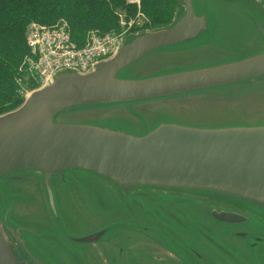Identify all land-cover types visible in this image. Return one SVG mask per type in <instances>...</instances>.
<instances>
[{
  "label": "water",
  "instance_id": "water-1",
  "mask_svg": "<svg viewBox=\"0 0 264 264\" xmlns=\"http://www.w3.org/2000/svg\"><path fill=\"white\" fill-rule=\"evenodd\" d=\"M210 1L178 0L184 14L174 26L132 35L110 59L89 72L63 71L32 92L21 107L1 115L0 179L20 171H40L48 179L52 174L78 169L96 174L125 192L154 190L212 198L264 220V124L187 126L172 122L180 117L179 112H173L175 116L154 114L148 125L152 131L138 136L126 119L93 122L89 117L95 113L86 112L96 106L130 104L129 112L140 118L132 104L147 102L136 105L143 110L155 102L166 107L171 98L254 79L261 80L258 90L263 89L264 25L260 20L264 15L246 0H213L218 2L216 7L220 3L216 12ZM226 8L251 24L260 48L248 57L220 55L203 61L210 40H226L233 34L231 30H215L216 19ZM175 53L186 57L170 56ZM154 55L180 63L193 62L194 58L198 63L174 64L173 73L137 76L140 62L145 65ZM209 96L212 100L227 98L222 93L205 98ZM61 116L71 120L59 122ZM146 123L140 122L144 128L138 126L137 130H144ZM216 218L228 223L241 219L235 214ZM3 226L0 218V264H17Z\"/></svg>",
  "mask_w": 264,
  "mask_h": 264
},
{
  "label": "flooded vegetation",
  "instance_id": "flooded-vegetation-1",
  "mask_svg": "<svg viewBox=\"0 0 264 264\" xmlns=\"http://www.w3.org/2000/svg\"><path fill=\"white\" fill-rule=\"evenodd\" d=\"M172 122L201 127L181 117ZM133 126L138 136L152 131L147 123L142 131L137 128L143 125ZM25 172L6 176L20 194L0 216L17 264H264V220L231 203L175 192H125L78 169L48 179L40 171L26 179ZM90 186L105 187L114 209L101 194H84ZM220 214L241 219L228 223L216 218Z\"/></svg>",
  "mask_w": 264,
  "mask_h": 264
},
{
  "label": "rangeland",
  "instance_id": "rangeland-1",
  "mask_svg": "<svg viewBox=\"0 0 264 264\" xmlns=\"http://www.w3.org/2000/svg\"><path fill=\"white\" fill-rule=\"evenodd\" d=\"M246 1L245 2L247 4L256 6L264 13L263 7L260 4L262 3L264 5V0H258V2L255 0ZM197 2L199 3V0H197ZM210 2L212 10H214V12L221 8L220 3L219 6L216 7V4H218L217 1L211 0ZM177 4L178 6L175 4V14L170 23L166 26H163L164 24H153L154 22L151 21V17L147 14L143 7H141V0H127L126 5H135L136 7H138L137 13L134 16H129V12L117 11L120 31L119 33H117V31H114V33L112 34L120 35V38L123 41L124 38H127L130 35H135L142 32H156L170 28L174 26L184 14L183 6L180 5L179 2H177ZM237 5H241V3L238 2ZM216 20V31H218L219 33H223L224 31L231 30L233 31V34L229 35L226 40L221 37L218 39L210 40L209 43L205 45V49L207 50L208 54L203 57V61H207L206 58H218L220 55H225V57L228 58L248 57L252 56L253 54H255V51L259 50L260 44L254 39L256 37V32L254 31L253 27L248 21L244 22L237 12L232 11V8H226L224 11H222V15L220 13V18ZM260 22L264 25V19H261ZM64 23L65 21L58 20L54 25H49L48 27H56L55 25H61ZM236 29L238 38L235 36ZM93 32L94 31L89 32L88 35ZM130 32L133 33L130 34ZM114 46L115 44L113 42L111 47ZM200 51L201 50L197 51V53H199ZM170 56L177 59L186 57L185 55L179 53L170 54ZM111 57V55H100L98 57V61L108 60ZM193 60V62L180 63V61H177L176 59H159L157 55H154L147 60L145 65L140 62L139 65H141V68L137 76L147 78L153 74L173 73L176 72L174 64L183 66L198 63L196 59L193 58ZM221 61H226V59L208 61L207 63L209 64ZM137 68H139L138 65ZM262 78H264V76ZM24 81L25 85L23 86V103L32 92L38 90L43 86L41 84H36L34 79L32 81L33 86H28V83L31 82H28V80L26 79L22 80L23 84ZM260 81L261 80L256 81V79H254L247 82H239L227 88L221 87L214 90L195 92L193 94L178 96L167 100L165 103L169 104V106L166 107H159L160 104H157V102H155L149 105L147 109L143 110L136 105L145 104L147 102L132 104L133 108L138 112L139 115H141L140 118L132 115L129 112L128 107L125 105L96 106L95 108L86 110V112L95 113L91 115V117H89V120L93 122H103L111 118H121L130 121L132 124L139 125L140 122L145 123L147 121L148 125L150 126L152 122V116L154 114H159L163 117V115L165 114L174 115L173 112H179V114L177 115L182 119L189 120L193 124L199 126H216L224 128L238 125H261L264 124V83L261 84L263 86V89L261 88L260 90H258L261 83ZM211 93L226 94L227 98L224 101L212 100L210 96L209 99L205 98ZM208 100L210 102H208L207 104L199 105L200 102H206ZM174 102L178 104V106L175 105ZM21 105L9 112L15 111L16 109L21 107ZM4 114L6 113H3L1 115ZM80 115L83 118L86 117V115ZM74 117L76 118V116ZM69 120H71L70 116H61L58 119L59 122H69ZM79 121H83V119H79ZM32 173H34V171H27L25 172L24 177L26 179H31ZM7 179L8 178L0 179V216H2V213L4 214L5 207L11 208V206H13L14 202L17 199V196L20 194V192L16 190L17 184L14 182H8L6 184L5 180ZM83 191L86 195L101 194L102 196H104L103 200L113 205L112 208L114 209L115 199L111 196V194L105 187L90 186L85 187ZM34 203L38 205L39 209V204H37V202ZM104 208L106 209V207ZM133 214L135 213H132L131 215Z\"/></svg>",
  "mask_w": 264,
  "mask_h": 264
},
{
  "label": "trees",
  "instance_id": "trees-1",
  "mask_svg": "<svg viewBox=\"0 0 264 264\" xmlns=\"http://www.w3.org/2000/svg\"><path fill=\"white\" fill-rule=\"evenodd\" d=\"M177 2L141 0V7L154 25L166 26L175 14ZM126 4L127 0H0V115L23 103V79L33 86L25 66L29 24L49 26L65 21L71 39L82 47L91 31L101 36L119 33L118 12H129V16L137 13L138 7Z\"/></svg>",
  "mask_w": 264,
  "mask_h": 264
},
{
  "label": "built area",
  "instance_id": "built-area-1",
  "mask_svg": "<svg viewBox=\"0 0 264 264\" xmlns=\"http://www.w3.org/2000/svg\"><path fill=\"white\" fill-rule=\"evenodd\" d=\"M120 35L91 33L79 47L70 37L67 24L48 27L31 23L26 30L29 54L25 66L37 84L45 85L63 71L87 73L102 61L100 55L112 56L121 45ZM120 38V39H119ZM115 44L114 47L111 45Z\"/></svg>",
  "mask_w": 264,
  "mask_h": 264
}]
</instances>
